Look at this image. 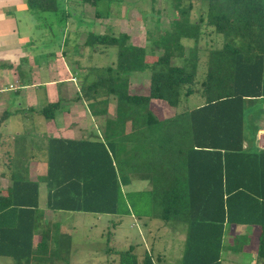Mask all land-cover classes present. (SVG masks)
<instances>
[{
  "label": "trees",
  "instance_id": "obj_1",
  "mask_svg": "<svg viewBox=\"0 0 264 264\" xmlns=\"http://www.w3.org/2000/svg\"><path fill=\"white\" fill-rule=\"evenodd\" d=\"M121 1L76 4L91 6L97 19H106ZM199 1L204 16L191 22L192 0H170L178 19L158 37L163 52L156 57L130 43L126 33L86 32L83 47L92 54L117 49L111 65L85 67L84 75L78 69L80 96L93 117L104 118L101 140L48 139L44 176L31 181L12 171L11 185L0 196V257L12 264H68L71 232L58 222H45L39 208L43 184L45 209L53 214L119 218L133 215L132 195L145 198L149 212L134 216L187 226L181 264H222L225 228L255 227L254 264H264V150L255 143L259 128L250 138L244 128L247 104L264 99V0ZM100 2L108 3L107 12L98 9ZM26 5L36 15L66 19L70 14L58 0H26ZM209 29L221 37V46L214 42L202 52L199 43ZM183 40L193 45L187 56ZM202 56L204 71L199 73ZM175 58L181 64H172ZM145 71L150 73L148 94H131L130 75ZM191 97L202 104L187 106ZM111 100L114 118L107 115ZM153 100L178 114L161 118L151 109ZM57 107L48 105L40 114L50 120ZM133 180L147 181L149 188L124 193ZM240 236L245 235L235 236L230 250H242L237 239L245 244L248 237ZM114 253L117 264L160 260L146 252L139 263L130 249Z\"/></svg>",
  "mask_w": 264,
  "mask_h": 264
},
{
  "label": "crops",
  "instance_id": "obj_2",
  "mask_svg": "<svg viewBox=\"0 0 264 264\" xmlns=\"http://www.w3.org/2000/svg\"><path fill=\"white\" fill-rule=\"evenodd\" d=\"M51 18L50 15L28 11L26 0H0V87L5 89L0 93V119L7 116L0 124V146L12 153L8 170L0 171V196L11 185L10 175L14 169L31 181L45 175L48 139L101 140V122L90 115L80 96L78 69L81 68L80 73H83L84 57L77 41L81 34L68 30L67 24L63 26L59 18L54 21ZM54 37L59 42L56 43ZM67 40L71 43L70 48L66 47ZM51 104H58V107L53 111L54 116L47 120L40 111ZM172 109L173 113L169 115L167 111L165 119L178 114ZM114 116L115 113L108 115L110 118ZM260 125L256 146L264 150V120ZM136 182L143 185V189L149 188L147 181L133 180L123 189L124 193H131L128 187ZM39 193V208L43 210L45 222H58L62 229L69 231L66 223L56 221V214L45 209V185L40 184ZM70 214L79 213L63 216L71 217ZM131 217L135 226L146 227L150 234L152 223L144 224L137 217ZM34 241L38 242L39 238L35 237ZM228 244L222 252V264H235L242 256L241 251L247 254L245 246L235 258L229 249L232 243ZM156 254L161 258L159 251Z\"/></svg>",
  "mask_w": 264,
  "mask_h": 264
},
{
  "label": "rangeland",
  "instance_id": "obj_3",
  "mask_svg": "<svg viewBox=\"0 0 264 264\" xmlns=\"http://www.w3.org/2000/svg\"><path fill=\"white\" fill-rule=\"evenodd\" d=\"M61 10L68 6L69 16L66 19H61L60 14L47 13L45 15L52 16L51 20L60 18V22L64 26L67 24V29L72 31H79L81 36L77 41L83 51L82 66L83 68L105 67L114 63L116 59L117 49L115 47L105 48L100 53L92 54L90 49L83 47L86 32L92 31L96 34L112 33L118 35L119 33H126L130 37V43L146 49L147 56L154 57L162 54L163 49L158 43V37L163 33L170 31L173 20L178 19L177 13L173 10L170 0H122L119 5L115 3L110 8V15L108 18L97 19L95 17V8L89 5H77V0H58ZM67 1V2H66ZM64 2V4H63ZM108 3L100 2L98 9L103 13L109 9ZM193 11L191 13V22L197 21L199 15L204 16V7L199 0H192ZM202 12V13H201ZM205 38L199 43L200 49L208 51L212 47V43L216 42V46H221V37L211 33L207 30ZM219 39V40H218ZM55 42H59L57 37H54ZM49 41V40H48ZM185 46V56H187L189 49L193 46L191 41L183 40ZM71 43L66 44L70 48ZM54 48V46H52ZM153 58L148 59L152 62ZM201 67L199 73L204 71L205 57L202 56ZM181 60L175 58L172 64L179 65ZM85 73L83 72L82 75ZM150 73L137 72L132 73L129 77V90L133 95H147L149 85ZM202 104V99L191 97L188 99L187 106L195 108ZM152 111L158 116L165 119L168 114L173 113V109L165 102L155 100L152 102ZM172 111V112H171ZM177 112V111H176ZM115 102L111 100L108 105L107 115H114ZM91 115V114H90ZM93 117V116H92ZM101 122V130L105 124L104 118L95 116ZM110 118V117H109ZM264 120V99L256 100L253 103L247 104L245 109L244 128L247 137L252 136V131L255 127L261 128L260 122ZM104 132V130H103ZM256 143V142H255ZM258 147V146H257ZM12 155L8 149L3 145L0 146V171H7L9 165V158ZM13 159V158H12ZM143 185L133 183L128 187V192L135 193L138 191H145ZM138 190V191H137ZM44 194V190H43ZM132 202L134 204L131 208V214L134 212L146 213L148 211V201L143 197L132 195ZM69 213H59L54 217L56 221L66 223L69 231L72 234V243L68 256V264H117L118 255L115 252L132 250L140 260L143 255L148 252L154 259L157 252L161 254L160 261L155 260V264H181V255L184 248V240L186 234V225L183 223L169 222L167 224L160 220L152 221L147 216L136 217L142 223H152V231L149 232L146 227L139 224L140 228L135 226L133 218L130 216H122L115 218L114 216H96L93 214H70L72 217H64L63 215ZM120 221L118 224L117 222ZM112 222H114L112 224ZM137 225V224H136ZM149 225L148 223L146 224ZM235 226L230 230V227L225 228L226 233L224 237V246L227 247L232 243V239L238 235H245L248 237L244 244L243 239H237L238 246L244 248L247 246V254L238 251L242 256L237 258L235 264H254L253 254L256 252L258 230L256 228H242L244 226ZM240 236V237H245ZM245 237V238H247ZM249 240V241H248ZM232 246V245H231ZM232 251V250H231ZM234 252V251H233ZM237 252H234L236 258ZM0 264H12L11 259L0 257ZM62 264V263H57Z\"/></svg>",
  "mask_w": 264,
  "mask_h": 264
},
{
  "label": "built area",
  "instance_id": "obj_4",
  "mask_svg": "<svg viewBox=\"0 0 264 264\" xmlns=\"http://www.w3.org/2000/svg\"><path fill=\"white\" fill-rule=\"evenodd\" d=\"M13 87H10L9 89H12ZM5 89H3V88H1L0 87V93L2 92V91H4ZM0 114H1V111H0Z\"/></svg>",
  "mask_w": 264,
  "mask_h": 264
}]
</instances>
